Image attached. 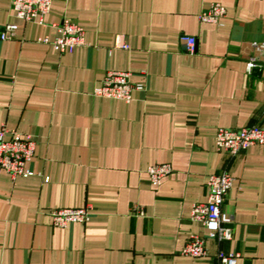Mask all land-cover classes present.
<instances>
[{
  "label": "crops",
  "instance_id": "1",
  "mask_svg": "<svg viewBox=\"0 0 264 264\" xmlns=\"http://www.w3.org/2000/svg\"><path fill=\"white\" fill-rule=\"evenodd\" d=\"M212 3L226 10L220 25L198 19ZM64 18L85 45L60 54L37 40L56 38ZM43 21H20L0 0V30L17 25L0 40V127L37 142L32 176L0 168V264H217L218 251L264 264V146L229 156L214 139L264 127V65L246 71L250 44L264 43V0H52ZM108 71L144 91L129 103L94 97ZM162 163L172 172L154 187L146 169ZM222 171L231 239H208L205 259L182 256L207 234L191 207ZM83 207L85 223L52 226L51 210Z\"/></svg>",
  "mask_w": 264,
  "mask_h": 264
},
{
  "label": "built area",
  "instance_id": "2",
  "mask_svg": "<svg viewBox=\"0 0 264 264\" xmlns=\"http://www.w3.org/2000/svg\"><path fill=\"white\" fill-rule=\"evenodd\" d=\"M52 0H10L11 11L14 17L25 23L44 25L43 18L51 8ZM226 10L219 3H212L199 14V21L205 24L220 25L225 17ZM58 36L53 40L44 37L38 43L50 45L60 54L72 53L76 48L85 45V32L76 23L64 18L59 24L54 25ZM17 25L6 24L0 30V40H12L16 36ZM180 42L187 53H193L195 39L190 36H180ZM253 52L247 62L246 71L251 72L256 67L264 65V43L253 42L250 44ZM144 91V86L130 81V73L123 71L106 72L101 84L94 88V97L108 98L129 103L134 92ZM215 146L218 151H223L229 156H236L252 146H264V127L253 125L240 129L217 128L215 131ZM37 142L32 136H22L15 130L6 126L0 127V168L12 179L29 177L34 173L29 164L34 157ZM172 172L168 163L156 164L146 169L149 183L157 187L161 181ZM233 178L222 171L208 177L207 199L205 202L193 204L190 220L200 223L206 230V236L192 235L182 248V256L198 260L209 256L206 242L208 239L228 241L232 232L230 225L233 216L222 210V205L232 188ZM133 211L142 214L139 206H134ZM53 227L65 228L68 224L85 223L90 216L89 208H61L49 212ZM239 253H225L218 251L215 255L217 264H236L240 258Z\"/></svg>",
  "mask_w": 264,
  "mask_h": 264
}]
</instances>
